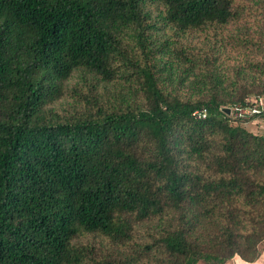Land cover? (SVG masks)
<instances>
[{
  "label": "trees",
  "instance_id": "16d2710c",
  "mask_svg": "<svg viewBox=\"0 0 264 264\" xmlns=\"http://www.w3.org/2000/svg\"><path fill=\"white\" fill-rule=\"evenodd\" d=\"M263 95L264 0H0V264L255 261Z\"/></svg>",
  "mask_w": 264,
  "mask_h": 264
},
{
  "label": "rangeland",
  "instance_id": "374dc122",
  "mask_svg": "<svg viewBox=\"0 0 264 264\" xmlns=\"http://www.w3.org/2000/svg\"><path fill=\"white\" fill-rule=\"evenodd\" d=\"M150 10L153 14V17L158 16V12L156 11L157 10L156 6H151ZM231 29L235 33V23L231 26ZM182 68H183L182 65L175 66V69L173 71V75L175 79L174 78L173 79L175 83L181 82V84L184 86V87L182 86V88L187 92H197V91L199 92L200 89L207 88L208 86L211 87L212 85L216 83V82H209V81L207 83L201 82L203 78H198L197 74L186 72L182 70ZM223 68L227 69L226 67H223ZM94 82L98 83V80L96 77H94L91 73L85 70L79 69V70L74 71L71 77H69L68 81L66 82V88L69 91L77 87L85 90L89 86L91 87V84H93ZM103 86L104 84H100V87H103ZM107 86H109L108 88H110V86L113 88H117L115 87L116 85L107 84ZM77 104L78 103L75 100V98L69 95H66L58 99L57 101H55L53 104H51V107H53L54 109L58 111H66L69 109L70 110L73 109L74 107L77 106ZM148 227L154 228V225L148 222L143 223L141 230H146ZM199 264H205V263L199 262Z\"/></svg>",
  "mask_w": 264,
  "mask_h": 264
},
{
  "label": "built area",
  "instance_id": "2783aa9c",
  "mask_svg": "<svg viewBox=\"0 0 264 264\" xmlns=\"http://www.w3.org/2000/svg\"><path fill=\"white\" fill-rule=\"evenodd\" d=\"M264 113V99L263 97H258L255 99H250L246 104L238 103L234 107L231 108L230 114L232 115V119L234 121H238L240 119H247L253 116H259ZM194 114L198 117H205L206 112L197 110Z\"/></svg>",
  "mask_w": 264,
  "mask_h": 264
},
{
  "label": "crops",
  "instance_id": "0c3cea01",
  "mask_svg": "<svg viewBox=\"0 0 264 264\" xmlns=\"http://www.w3.org/2000/svg\"><path fill=\"white\" fill-rule=\"evenodd\" d=\"M264 99V96H263ZM247 127L257 134H264V113L259 116H253L248 122ZM264 264V241L260 244V255L255 261H246L236 255L225 264Z\"/></svg>",
  "mask_w": 264,
  "mask_h": 264
},
{
  "label": "water",
  "instance_id": "95a60500",
  "mask_svg": "<svg viewBox=\"0 0 264 264\" xmlns=\"http://www.w3.org/2000/svg\"><path fill=\"white\" fill-rule=\"evenodd\" d=\"M224 110H226L228 113L231 112V108L230 107H224Z\"/></svg>",
  "mask_w": 264,
  "mask_h": 264
}]
</instances>
